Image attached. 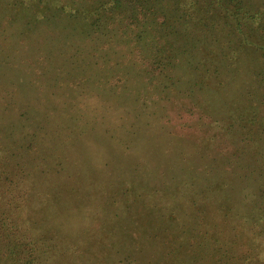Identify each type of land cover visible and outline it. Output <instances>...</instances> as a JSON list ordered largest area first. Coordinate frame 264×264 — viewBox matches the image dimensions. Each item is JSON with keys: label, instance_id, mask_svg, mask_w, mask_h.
Returning a JSON list of instances; mask_svg holds the SVG:
<instances>
[{"label": "trees", "instance_id": "trees-1", "mask_svg": "<svg viewBox=\"0 0 264 264\" xmlns=\"http://www.w3.org/2000/svg\"><path fill=\"white\" fill-rule=\"evenodd\" d=\"M12 7L29 11L20 15L28 29L42 20V58L29 61L42 75V140L84 137L80 129L73 133L84 118L77 106L80 96L98 97L88 90L93 83L139 101L132 102L137 111L122 108L123 122L144 116L145 104L153 109L146 114L169 139L164 136L172 147L165 158L172 176L170 185L151 171L118 187L98 183L97 174L87 183L60 182L53 201L42 189V217L31 212L28 222L21 210L33 193L23 184L29 170L14 160L21 150L4 148L0 264H61L66 247L97 248V238H104L101 248L125 253L119 259L127 264L134 262L130 253L145 246L159 251V264H264V0H0L1 31ZM59 25L66 41L52 33ZM249 55L251 67L241 63ZM87 67L96 71L92 78ZM60 103L66 120L44 121L64 107ZM101 118L97 112L93 123L104 126ZM121 121L133 139L136 128ZM40 128L35 124L30 137ZM52 146L42 149L44 162L54 157ZM110 158L99 169L115 167ZM143 162L133 160V171ZM56 165L52 171L63 173L62 161ZM49 172L42 166V177ZM87 205L109 218L78 230L96 239L87 236L77 248L64 221L84 217Z\"/></svg>", "mask_w": 264, "mask_h": 264}, {"label": "rangeland", "instance_id": "rangeland-1", "mask_svg": "<svg viewBox=\"0 0 264 264\" xmlns=\"http://www.w3.org/2000/svg\"><path fill=\"white\" fill-rule=\"evenodd\" d=\"M7 15V30L5 31L7 33L0 30V52H7L5 58L0 55V155L8 154V151L17 152V150H21L22 155L19 157L14 156V160L19 164L24 163L29 170L23 184L33 193L29 195L28 202L23 204L24 207L21 210V213L26 215L28 222H31L28 215L35 218L34 215H31V212H35L36 215L42 217V189L48 188V196L53 201L51 198L52 189L58 188L60 182H65L66 186L73 182L87 183L93 181L95 174H97L98 178L96 180L98 183L103 181L106 184L112 183V186L118 187L126 181L130 183L134 175L138 176L141 172L144 174L151 171L155 174H161L160 179H165L166 185H170L169 178L172 176V170L165 158L171 154L172 147L159 128L158 122L154 121L152 115L146 114L153 109L145 104L144 116L136 118L133 124H130V122L132 119L135 120V117H132L129 122L124 118L123 122L122 119H119L121 114L122 116L125 115L124 110L129 108L137 111L132 102L139 104V101H131L126 98V100H122V97L111 95L106 90L96 87L93 83H88V90L91 92L94 89L98 97L94 98L89 94L80 96L82 99L81 105L77 106L79 112L83 113L84 118L75 122L73 133L77 134L80 129L84 131V137L66 138L68 135L64 134L59 137L55 136L57 139L52 137L47 138L45 141L42 140V75L37 77L33 66L29 64L30 60L36 61L42 58V20L36 24V28L28 29L30 23L20 17V15L29 17V11L25 7L21 9L12 7ZM52 33L57 41H66L65 33L60 25L55 27ZM241 63L251 67L253 64L251 55L244 57ZM85 72L90 78L96 75V71L88 67ZM98 77L101 78L102 75ZM57 99V102L62 101L59 96ZM119 103H121L120 106L108 107L110 104ZM60 105L64 107L59 108L54 112V115L44 117V121L49 118L56 121H60L61 118L66 120L65 105L62 103ZM97 112L106 117L101 118L105 122L104 126L93 123V117ZM146 119L150 120L149 124L146 123ZM120 121L125 126L136 128L137 135L133 139L128 138L124 129L117 123ZM35 124H40L41 128L36 129L37 133L34 137H30L29 132L33 130ZM105 127H108L109 132L105 131ZM62 130L64 131V128ZM110 132H114L113 137L110 136ZM109 140H113L115 146ZM30 142H32L33 149L30 151L25 150V146ZM20 143L24 144L21 148L18 146ZM46 144L53 145L51 152L55 151V154L54 157H51L52 160L49 159L44 162L42 149ZM125 146H128V149H125ZM177 146H179V143H177ZM4 148H7L8 151H4ZM109 157H111L110 160L115 167L99 169L100 166L103 168L104 159L106 160ZM138 158H144V162L136 173L133 171V160ZM58 161H62L64 167L61 170L63 173L59 172L61 173L59 176V173L52 171L53 166L55 168L58 166L56 165ZM47 165H49L51 172L48 176L42 177V166L47 167ZM12 167L17 166L12 165ZM82 171L90 174L83 175V180L76 179L75 176ZM135 183L137 181H134ZM84 210V217H75L74 221H64L67 228L73 230L72 233L65 234V236L67 235L68 241L73 244L76 242L74 245L77 248H81L80 244L83 243V240L87 241V236L96 239L95 236L85 232L80 234L78 230L91 227L95 223L109 218L104 211L98 213L97 207L94 205H87ZM95 241L100 243L96 244L97 248L85 246L81 250H72L66 247L65 259L62 260L61 264H127L119 259L125 253H121V251L117 253L110 247L101 248L100 246L105 245L104 238H97ZM62 243L61 245L66 246L65 242ZM143 249L144 251L130 253L129 258L134 262L129 264L160 263L158 260L159 251L151 250L146 246ZM149 260H151L150 263H147Z\"/></svg>", "mask_w": 264, "mask_h": 264}]
</instances>
